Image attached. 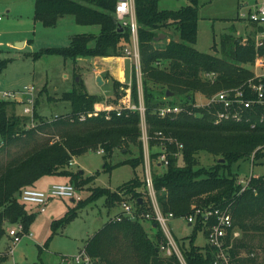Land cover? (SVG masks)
I'll return each instance as SVG.
<instances>
[{"label":"trees","instance_id":"16d2710c","mask_svg":"<svg viewBox=\"0 0 264 264\" xmlns=\"http://www.w3.org/2000/svg\"><path fill=\"white\" fill-rule=\"evenodd\" d=\"M117 1L34 0V18L44 27H54L60 18L73 15L77 24L97 25L100 31L75 34L68 46L43 48L34 53L33 58L60 56L76 61L78 58L123 57L124 49L131 44V31L128 27L121 28L116 20ZM159 2L135 0L143 103L155 165L154 186L161 208L165 213L172 212L176 218L191 214L194 207L228 210L234 228L240 233L230 250L233 258L237 264H264V175L252 178L243 192L238 183L239 177L244 175L240 171L241 162H251L254 157L253 167H264V104L248 110L241 122L221 124H214L213 112L208 108L189 106L188 112L172 119L160 118L156 112L165 104L193 105L199 92L210 96L241 87L251 79L258 82L254 70L246 65L254 66L257 57L264 55V38L258 45L252 36L243 40L224 34L218 43L214 38V53L200 51L196 47L200 20L198 0H191L178 10L160 9ZM252 26L256 28L255 34L264 31V27L255 23ZM167 29H174L179 40L171 38L163 44L156 41ZM5 66L1 64V69ZM262 81L264 83V78ZM113 83L116 100L123 99L125 89L130 87L133 103L139 105L135 68L130 86L117 80ZM168 92L174 97L167 98ZM61 100L70 103L71 112L54 120L35 114L34 128H27L24 119L9 112L14 102L0 100V238L9 226L17 223L23 224L28 232L35 215L28 212L21 194L24 189L35 188L39 179L63 177L65 183L74 185L77 190L92 185L100 172L86 177L84 171L70 168L72 160L89 151L104 150L105 172L125 165L136 170L144 164L139 111L126 110L121 116L113 110L92 114L102 97L89 94L83 85L65 92ZM159 132L183 144L181 161L174 157L176 145L168 144L170 163L167 168L155 163L159 148H155L154 134ZM126 139L138 143V156L116 165L108 164L107 160ZM201 153L213 156L214 165H202ZM144 188L143 175L137 172L116 190L88 187V195L68 212L65 220H72L78 208L101 197L105 198L109 210L121 206L123 201L134 203L139 211L148 210ZM154 225L151 224L153 234H150L140 221L110 218L86 241L84 249L103 264H176L174 257L167 259L160 254L163 234ZM192 227V236L178 239L184 256L189 264H211L212 249L196 242L198 232L208 237L207 228L200 223Z\"/></svg>","mask_w":264,"mask_h":264},{"label":"rangeland","instance_id":"374dc122","mask_svg":"<svg viewBox=\"0 0 264 264\" xmlns=\"http://www.w3.org/2000/svg\"><path fill=\"white\" fill-rule=\"evenodd\" d=\"M244 1L250 0H198L200 9L198 42L196 45L198 50L214 53L215 51L212 49L214 38L215 42L218 43L220 36L224 34H231L236 38L246 40L244 38L247 33L244 32L243 27L246 25L244 21L247 20L241 19V14L245 12L242 11L241 7ZM190 3L191 0H160L159 8L178 10ZM0 16L2 18V21H0V92L20 91L25 87L35 89L34 96L36 99L33 120L31 117L19 116L25 120V126H31L33 121H37L35 114L45 120H54L61 116L66 117L71 112V105L69 102L61 100L62 95L84 83L87 92L101 96L102 101L100 103L111 106L112 110L123 109L124 112L129 103H133L130 87L125 89L126 95L123 99H115L113 79L110 80L108 74H104V77L109 79L106 84L102 86L95 84L97 82L94 80V69L87 64L85 58H80L76 62L60 56H47L36 60L33 58V54L43 48L66 47L70 44L68 37L63 40L65 36L62 33L64 30L62 27H58V29L45 28L41 22L35 20L34 0H0ZM69 17H72V15H66V20ZM65 24L67 23H61V26H66ZM75 26L77 27L76 24ZM89 32L98 33L99 31L90 28ZM165 32L168 37L160 41L161 44L167 41L168 38L179 40V35L174 29H167ZM250 32V36L247 37L256 38L258 33L255 34L251 27ZM68 33L74 32L69 30ZM24 39L28 41L24 46L21 47V44H16L23 42ZM129 60L126 61L123 68V79L121 81L129 80L131 69L130 84H132V70L135 68L136 72L140 73L141 58L138 65L133 59L129 58ZM3 63L6 66L1 69ZM246 66L253 69L255 74H264V67L251 66L250 64ZM79 78L81 79L78 83ZM137 86L140 88L143 100L142 73L137 78ZM120 89L122 90V87ZM211 96L213 95L206 96L199 92L196 94L195 99L199 103H204ZM11 109H9L10 113H12ZM16 109L23 114V105L18 104ZM139 127L141 129V126ZM140 134L142 136V130H140ZM156 136L158 134H154L157 145L155 148H159L160 140L158 144ZM126 141L113 152V155L107 160L108 164L116 165L122 160L138 156V143L133 140L131 142L126 139ZM99 150L101 149L89 151L74 159V163L70 164V168L73 170L84 171L86 177L100 172L92 185L83 190H78L83 196L82 200L88 195V191H86L88 187H105L116 190L118 186L133 178L135 172L138 174L143 173V166L134 170L129 165L117 167L111 172L103 171L105 159L104 154H99ZM199 158L204 166L214 165L215 158L207 153H201ZM240 164L242 174L250 171H254L255 174H264V167L262 166L252 167L248 161ZM65 182L63 177L46 176L39 179L34 187L38 190H46L49 185ZM78 205V202L70 198L54 197L49 200L46 212L41 213L37 206L26 204L28 212L34 214L35 218L28 228V233L15 245L8 231L18 227L19 224L7 228V233L0 238V264H59L62 257L79 254L92 235L100 230L110 218L122 212L120 205L109 210L105 205V198L101 197L93 203L78 208L77 214L72 220H65L68 212ZM143 225L146 227L148 223L143 222ZM171 226L175 237L179 240L194 234V228L188 226L182 220H173ZM196 242L199 245L206 244V238L202 232H198ZM1 255L5 256L4 261H1Z\"/></svg>","mask_w":264,"mask_h":264},{"label":"built area","instance_id":"2783aa9c","mask_svg":"<svg viewBox=\"0 0 264 264\" xmlns=\"http://www.w3.org/2000/svg\"><path fill=\"white\" fill-rule=\"evenodd\" d=\"M116 20L121 28L128 27L131 31V44L124 49L126 58L133 59L138 65L140 62V51L138 42V24L136 20L135 0H118L115 8ZM241 19L247 20L250 23H255L260 27H264V0H257L253 6L241 14ZM0 20H2L0 16ZM257 44L261 45V39L257 40ZM256 66L264 67V55L257 57L255 61ZM136 72V76H141ZM259 79L256 82L254 79L249 80L243 86L238 88H231L219 91L213 96L206 99L204 103L196 102L195 104L182 105L165 104L157 108L156 112L160 118H174L182 112L187 111V107L201 109L208 108L213 112L214 124H221L223 122H241L246 117L248 110L253 109L257 105L264 104V83L262 79L264 74H256ZM35 89L33 87H25L20 91H4L0 92V100L10 101L15 104L23 105V116L31 117L33 120L35 113ZM140 96V103L136 105L129 103L125 108L127 111H139L141 117V141L143 143L144 164H143V178L145 182L144 201L147 203L148 210L139 211L136 205L130 201H123L121 204L122 212L116 214L112 219L114 221H121L127 218L133 221L147 222L148 224H155L154 227L161 230L163 240L160 242L159 251L164 258L176 259V264H189L184 256L183 250L180 246L179 240L175 237L171 223L175 219L182 220L188 226H197L198 223L204 225L208 231L206 244L212 249L213 260L211 264H237L235 258L231 254L234 240L240 236V233L234 228L232 215L228 210L220 208H193V212L181 218H176L172 212L165 213L160 205L157 191L154 186L155 165L153 164L152 152L150 148L151 136L148 132V125L145 118V107L141 97L140 88L138 87ZM112 111V107L109 110ZM118 116L123 114V109L113 110ZM100 110L95 108L94 113L97 115ZM89 114V115H92ZM82 119L85 115L81 116ZM109 118V117H108ZM36 122H32L31 126L27 128H34ZM254 127V125H252ZM156 138L160 140L159 155L156 158V165L163 168L169 166L168 144H175L177 152L174 157L179 161L182 159L183 144L177 142L172 137H165L161 132L157 133ZM99 154H104V150H99ZM253 158L250 164L252 165ZM72 160L70 164H73ZM253 167V165H252ZM264 174H255L250 171L247 174L241 175L238 179L241 185V192L248 186L252 178H257ZM54 197H66L75 202L82 200V195L76 187L69 183L52 184L47 190H38L36 188L24 189L21 194L22 202L26 204L35 205L40 209L41 213L46 211V206ZM10 238H12L14 245L21 241V238L28 232H25L23 224L19 223L18 227H14L8 231ZM62 264H103L97 259L92 258L87 254L85 249H82L79 254L74 256H64L61 259Z\"/></svg>","mask_w":264,"mask_h":264},{"label":"crops","instance_id":"0c3cea01","mask_svg":"<svg viewBox=\"0 0 264 264\" xmlns=\"http://www.w3.org/2000/svg\"><path fill=\"white\" fill-rule=\"evenodd\" d=\"M256 1L257 0L244 1L243 4L241 5V7L243 9L242 11L247 12L253 6V4ZM34 9H35V7H34ZM65 17L66 16L60 18L59 21H58V23H57V25L54 26V27H52V28H56V29H58V27L59 28L62 27L64 29L62 33L64 34L65 38H63V40H66V38L68 37V40L71 42V39H72V37L75 34L83 33V32H89L90 31V28H92V30L100 31V27L97 26V25H94V26H84V25L77 24L76 21H75V16H73V15H72V17L67 18V20H66ZM0 21H2V20H0ZM61 23H67V24H65L66 26H61ZM244 23L246 25L243 27V30L245 29L244 32L247 33V35L245 36L244 39H247L248 38L247 36H250V34H251L250 27L253 28L254 32H255L256 28L254 26H252V23H250L248 21H244ZM75 24L77 25V27L75 26ZM71 26H72V28H71ZM246 26H248V27L246 28ZM45 28H47V27H45ZM236 29H237V27H236ZM69 30L73 31L74 33H68ZM98 33H95V34H98ZM166 37H168V35H166ZM262 38H264V31L263 32H260V33H258L256 35V40H260ZM170 39L171 38H168L167 42ZM175 40H177V39H175ZM26 43H28V41L26 39H24L23 42L16 43V44L17 45H20L21 44V47H22ZM55 47H64V46H55ZM78 59L80 60V58H78ZM127 60L130 61L126 57H95V58H85V61H87V64L88 65H91L93 67V69H94L93 75H94V78H95L94 79L95 82H97V78L99 76H101L103 78V80H104V84H106V81H109V79L110 80L113 79V80H117V81L121 82L122 84L125 83L126 85H129L130 84V80H131V69H130L129 80L128 81H125V82H122L121 81L123 79V70H124L123 68H124L125 63H126ZM80 68H83V67H80ZM104 74H108L109 75V79H106L104 77ZM80 79L81 78L78 79V83H79ZM95 84H97V83H95ZM83 85H84V88L87 90V88L85 86V83ZM15 105H17V106H15ZM15 105L11 109V112L12 113H14V111L17 110L16 108L18 107V104H15ZM95 108L98 109V110H100V111H105V110H109V108H111V106H107L104 103H98V104H96ZM14 114H16L18 116L23 115L22 113H19L18 110ZM49 186H51V185H49ZM48 187H47V189H48ZM146 227H147L149 233L150 234H153V231H151L150 224H148V226L146 225ZM3 256L4 255H1V257H3ZM1 261H4V260H1ZM59 264H62L61 261H59Z\"/></svg>","mask_w":264,"mask_h":264},{"label":"water","instance_id":"95a60500","mask_svg":"<svg viewBox=\"0 0 264 264\" xmlns=\"http://www.w3.org/2000/svg\"><path fill=\"white\" fill-rule=\"evenodd\" d=\"M166 38V35L165 34H161L158 38H156V41L160 42L162 40H164ZM97 84L98 86H102L104 84V80L101 76H99L97 78ZM170 97H174V94L173 93H167V98H170Z\"/></svg>","mask_w":264,"mask_h":264}]
</instances>
